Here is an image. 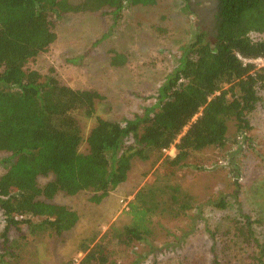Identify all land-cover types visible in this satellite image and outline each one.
Wrapping results in <instances>:
<instances>
[{
    "label": "trees",
    "instance_id": "obj_1",
    "mask_svg": "<svg viewBox=\"0 0 264 264\" xmlns=\"http://www.w3.org/2000/svg\"><path fill=\"white\" fill-rule=\"evenodd\" d=\"M157 1L82 0L71 5L67 0H0V152L10 155L2 161L0 176V264L18 258L19 244L9 234L19 233L21 226L32 234L57 236L74 228L77 213L53 203L55 196L88 193L89 202L100 204L125 182L133 160L154 157L158 175L128 202V222L109 227L103 235L104 241L123 246L146 240L152 219L177 220L194 208L193 197L173 182L191 155L225 148L229 122L239 135L251 130L248 116L263 103L264 67L241 59L264 58V38L250 37L264 35V0H218L214 44L201 32L183 47L177 66L157 90L155 104L133 119L97 117L95 105L102 99L97 92L61 84L53 69L44 77L25 69L56 40L51 14L106 11L117 20L126 7L154 6ZM124 63L123 55L113 54L111 65ZM77 113L94 118L85 152L79 150L83 138ZM171 148L175 155H165ZM40 177L51 180L39 186ZM208 204L220 211L227 208L222 196ZM254 224L241 215L233 239L247 251L249 264H264V243ZM209 234L212 264H219L214 234ZM93 241L80 245L79 264H107L104 241Z\"/></svg>",
    "mask_w": 264,
    "mask_h": 264
},
{
    "label": "rangeland",
    "instance_id": "obj_2",
    "mask_svg": "<svg viewBox=\"0 0 264 264\" xmlns=\"http://www.w3.org/2000/svg\"><path fill=\"white\" fill-rule=\"evenodd\" d=\"M67 1L77 5L82 0ZM210 1L158 0L154 6L126 7L117 20L106 11L60 13L58 17L51 14L56 40L47 51L29 60L25 69L43 77L53 69L61 84L97 92L102 97L95 105L97 117L118 122L133 119L155 104L157 90L177 66L183 47L201 32L214 44L212 29L201 20ZM250 37L259 40L264 35ZM114 53L123 55L125 63L111 65ZM262 95L263 103L248 116L250 131L239 135L234 123L229 122L225 148L195 152L187 166L176 171L173 182L184 188L195 203L186 216L152 219L150 236L130 246L103 240L109 227L120 228L128 222L120 201L132 200L158 175L159 163L154 157L148 161L135 159L125 182L100 204L89 202L88 193L55 196L53 203L77 213V224L61 236L54 232L32 234L21 226L19 233L9 234L19 244L15 251L18 258H9L5 264H73L79 255L82 257L80 245L92 239L93 243L104 241L107 264H212L209 233L214 234L219 264H249L247 251L235 243L233 234L241 215H248L255 221L257 238L264 243V91ZM76 119L83 138L79 150L85 152L84 139L94 118L77 113ZM164 154L172 157L175 151L171 148ZM9 156L0 152V176L5 169L2 161ZM50 180L40 177L38 185ZM221 196L227 203L224 211L208 204ZM3 226L0 215V234Z\"/></svg>",
    "mask_w": 264,
    "mask_h": 264
},
{
    "label": "flooded vegetation",
    "instance_id": "obj_3",
    "mask_svg": "<svg viewBox=\"0 0 264 264\" xmlns=\"http://www.w3.org/2000/svg\"><path fill=\"white\" fill-rule=\"evenodd\" d=\"M210 7L209 10L206 11V13H203V16L201 17V20L206 25H209L212 29V32L214 31V25H215V14H216V8L218 5V0H211L210 1Z\"/></svg>",
    "mask_w": 264,
    "mask_h": 264
},
{
    "label": "built area",
    "instance_id": "obj_4",
    "mask_svg": "<svg viewBox=\"0 0 264 264\" xmlns=\"http://www.w3.org/2000/svg\"><path fill=\"white\" fill-rule=\"evenodd\" d=\"M244 63H253L257 67H264V58H257L253 60H245L241 59ZM120 203L122 204V208L124 211H127L128 209V201L121 200ZM81 259V255L78 256V258L74 259L73 264H79V261Z\"/></svg>",
    "mask_w": 264,
    "mask_h": 264
}]
</instances>
